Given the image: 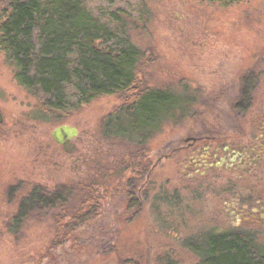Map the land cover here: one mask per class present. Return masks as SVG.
<instances>
[{"label":"rangeland","instance_id":"obj_1","mask_svg":"<svg viewBox=\"0 0 264 264\" xmlns=\"http://www.w3.org/2000/svg\"><path fill=\"white\" fill-rule=\"evenodd\" d=\"M79 1L102 24L111 12L126 15L129 36L145 54L139 76L145 86L169 88L195 98L186 116L161 124L148 143L155 156L196 126L222 121L224 113L240 125L247 122V116L235 115L233 104L248 69L264 70V0L229 5L205 0ZM141 9L146 10L145 21H141ZM108 27L113 29V24ZM71 57L75 59V54ZM256 82L248 114L264 109V71ZM64 90L68 100H76L74 81L66 83ZM123 98L124 94L99 96L62 120L78 129L73 144L75 157L86 165L80 168L86 176H81L82 182L107 188L112 195L100 199L92 227L81 226L79 235L74 234L73 240L54 252L50 248L57 246V210L32 211L13 228L8 226L22 196L33 185L52 188L70 181L75 162L44 160L53 151L50 132L57 123L43 121L37 99L17 84L13 66L0 55V264H74L76 260L80 264H159L164 256L178 264H196L197 259L183 245L186 238L216 225L212 216L218 209L211 202V192L198 194L194 183L180 178L184 166L161 161L148 193L154 208L146 203L135 214L134 207L120 200L123 190L116 187L120 177L106 172L105 164H109L108 171L119 167L110 165L109 159L118 156L120 149L123 156H129L132 146L119 140L114 141L119 145L106 143L102 135L103 121ZM129 176L125 171L122 182ZM77 199V195L71 197L70 209L76 207ZM227 220L236 221V216H227Z\"/></svg>","mask_w":264,"mask_h":264},{"label":"trees","instance_id":"obj_2","mask_svg":"<svg viewBox=\"0 0 264 264\" xmlns=\"http://www.w3.org/2000/svg\"><path fill=\"white\" fill-rule=\"evenodd\" d=\"M205 1L229 5L245 0ZM145 11H140L141 21ZM124 16L111 12L106 17L109 23L102 24L84 11L79 0H0V55L13 66L17 84L37 99L41 118L59 122L99 96L124 94L122 103L103 121L102 135L112 143L133 144L159 130L163 122L189 113L194 96L141 82L145 54L132 42ZM70 81L77 91L73 102L64 90ZM100 199V186L94 183L85 186L73 209L68 206L70 196H50L34 189L21 198L8 227L30 217L32 211L57 210V246L50 248L55 252L79 235L77 224L93 219ZM185 246L196 256V264H264V249L238 230L203 231L187 238ZM159 260V264H178L168 256Z\"/></svg>","mask_w":264,"mask_h":264},{"label":"flooded vegetation","instance_id":"obj_3","mask_svg":"<svg viewBox=\"0 0 264 264\" xmlns=\"http://www.w3.org/2000/svg\"><path fill=\"white\" fill-rule=\"evenodd\" d=\"M248 70L247 74L241 78L242 85L236 94L238 100L233 104L236 116L242 114L248 117L245 124H238L236 119L224 113L222 121L217 119L210 126H196L172 147H165L163 152L155 156L154 150L150 151L148 143L159 129L147 134L142 142L131 144L129 156H123L121 149L118 156H112L109 159L110 165H119L116 170L114 166L115 171L113 169L108 171L107 165L109 164H105L106 172L113 175L115 172L118 178L120 177L116 186L123 190V193L119 195L120 200L128 202V207H134L135 214L142 211L146 203H150L154 208L151 204L153 196L151 201H148V193L153 189L155 169L161 161L173 160L176 164L184 166L180 178L194 183L198 194L207 195L211 192V202L216 210L218 209L212 216L216 224L212 230L214 233L222 234L238 230L252 237L256 245L264 249V109L248 114L252 107L256 80L258 76L260 78L264 70L261 67L256 72L251 68ZM56 123L57 125L50 132L53 151L51 150L50 157L44 160H73L75 163L71 168V179L55 184L52 188L39 184L33 185L23 196L31 194L34 189L50 196L56 193L70 197L82 196L85 186L91 185L90 182L85 184L81 179L80 168L86 167L85 161L81 157H75L73 141L78 136V129L68 122ZM64 125L76 128L77 134L67 138L61 131L62 142L56 141L52 132L55 128ZM106 143L123 144L109 141ZM59 147L61 149L57 150ZM125 171L129 172L130 176L123 183L121 178ZM106 190L107 188L100 186L102 200H106V197L109 199L112 195L109 190L108 193ZM227 216L232 219L236 216V221H228ZM91 220L77 225L79 227L87 224L91 226ZM202 232L201 230L197 234ZM183 246L185 250L194 255L185 244Z\"/></svg>","mask_w":264,"mask_h":264},{"label":"water","instance_id":"obj_4","mask_svg":"<svg viewBox=\"0 0 264 264\" xmlns=\"http://www.w3.org/2000/svg\"><path fill=\"white\" fill-rule=\"evenodd\" d=\"M3 121V117L2 114L0 112V124ZM61 131L64 132V134L67 136V138L72 137L73 135L77 134V130L74 127H69L67 125L55 128L54 131L52 132V136L56 141L62 142V136L63 134L61 133Z\"/></svg>","mask_w":264,"mask_h":264}]
</instances>
